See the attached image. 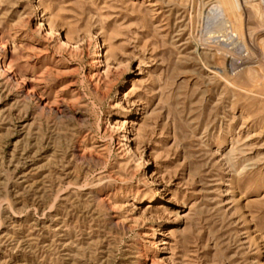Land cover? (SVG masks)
<instances>
[{
    "label": "rangeland",
    "instance_id": "1",
    "mask_svg": "<svg viewBox=\"0 0 264 264\" xmlns=\"http://www.w3.org/2000/svg\"><path fill=\"white\" fill-rule=\"evenodd\" d=\"M0 264H264V0H0Z\"/></svg>",
    "mask_w": 264,
    "mask_h": 264
}]
</instances>
